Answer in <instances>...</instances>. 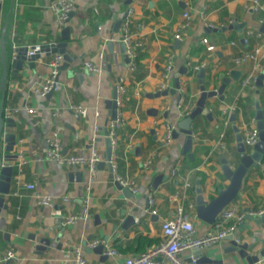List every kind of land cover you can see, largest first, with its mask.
<instances>
[{
  "label": "crops",
  "instance_id": "obj_1",
  "mask_svg": "<svg viewBox=\"0 0 264 264\" xmlns=\"http://www.w3.org/2000/svg\"><path fill=\"white\" fill-rule=\"evenodd\" d=\"M259 1L262 7L255 10L251 0H75L73 14L64 26L70 28L66 51L75 58L66 69L59 71L57 80L61 89L44 97L31 90L38 75L48 74L51 56L37 58L33 68L25 61L17 74L7 79L4 114L13 108L19 111L11 116L13 125L4 127V132L15 134L12 153L17 154V158L9 163L13 166V179L10 194L4 195L7 208L0 210V250L12 249L16 259L0 264H62L69 255L68 249L74 245L81 246L86 264L120 263L126 256L161 241V222L173 215L176 203L168 196L180 190L184 180L191 183L195 170L204 176L201 188L206 199L211 198L216 188L227 184V179L221 175L220 159L227 157L234 166L238 158L232 124L242 135L255 125V103L264 110V80L259 92H256L257 86L252 89L243 85L256 64L234 60L245 50L264 46V29H261L264 1ZM49 4L50 0L0 1V33L7 20L5 41L12 50L9 60L13 46L62 41L64 27L57 25ZM128 8L132 9L130 31L142 44L134 71L127 68L120 40V28ZM183 12L190 14L189 24L181 30V43L176 45L175 33L185 20ZM258 13L260 16L255 18ZM119 20L121 23L114 31ZM234 20L247 23L241 31L234 27L221 30ZM203 37L214 46L213 50L206 49L201 42ZM110 41L111 47L108 46ZM169 55L173 56V70L164 80L163 68ZM84 60L101 66L102 71L96 74L87 70L82 66ZM263 61L264 56L259 63L261 69ZM183 65L188 71L178 77L180 88L174 94L168 92L155 97L161 82L165 81L168 89L174 86V75ZM193 66L205 68L207 88L217 87L223 79L228 83L223 100L217 96L207 100L212 119L199 115L193 121V158H190L182 154L184 134L178 133L166 148L161 146L159 137L165 123L178 130L177 123L184 117L178 106L183 96L191 98L192 105L199 96L200 83ZM234 70L239 73L237 77L232 75ZM119 78H123L127 86L120 107L125 124L119 131L113 170L108 161L100 162L105 160V127L110 120L105 102L111 98ZM71 105L85 107L86 115L82 116ZM232 105L236 106L235 110L230 109ZM243 106L248 112L253 110V115L244 118ZM30 107L35 111L28 112ZM152 109L157 113L153 114ZM232 113L235 114L234 123L229 120ZM225 119L229 121L226 128ZM53 130L59 132L64 153L89 156L95 148L101 156L88 200L90 217L66 226L62 225V218L80 209L88 172L85 168L74 169L52 160L37 161L36 157L46 149V136ZM223 130L224 146L221 147L218 141ZM148 158L152 164L144 168L142 163ZM21 159L26 163L22 166L20 180L34 184L32 190L17 187L15 164ZM172 168L178 172L175 176ZM115 174L134 180L138 188L134 197L126 198L115 186ZM159 174L166 179L154 189L152 181ZM37 193L52 195L53 203L37 205ZM65 194L70 200L64 203L61 196ZM150 194L154 198L152 205L148 202ZM188 200L195 204L194 184L184 202ZM232 204L245 214L264 207V155L258 166L249 168ZM190 212L198 234L210 228V224L196 217L195 206ZM128 215L134 217V223L124 228ZM234 235L240 242L257 243L258 248H262L264 223L244 218ZM139 236L151 241L143 250H139L142 246L136 241ZM43 237L50 238L51 243L45 251L37 250L35 246ZM95 238L107 240L121 255L116 259H101L99 254L90 251L89 242ZM58 242H61L59 248ZM228 246L229 240L223 239L201 251L213 259H220L222 264H264V256L248 263L235 251L225 252ZM190 251L187 249L181 254L186 263Z\"/></svg>",
  "mask_w": 264,
  "mask_h": 264
},
{
  "label": "built area",
  "instance_id": "obj_2",
  "mask_svg": "<svg viewBox=\"0 0 264 264\" xmlns=\"http://www.w3.org/2000/svg\"><path fill=\"white\" fill-rule=\"evenodd\" d=\"M1 1V0H0ZM252 8L258 10L262 7L259 0H251ZM75 5V0H50L49 7L53 12L55 21L59 27H64L69 19L70 12L73 11ZM131 16L132 9L128 8L125 19L122 22L120 28V40L125 45V54L128 58L127 68L130 71H134L137 66V59L139 54V49L141 47V42L135 38V35L130 31L131 24ZM183 18L185 19L177 29L175 33L176 38H181V30L188 26L190 14L188 12H183ZM210 27V25H207ZM110 39H113L111 36ZM245 40V38H244ZM201 42H203L206 46L207 50H213L214 46L210 44L206 37L201 38ZM27 47V54L32 55L36 53L40 45L33 44ZM16 49V46H13V53ZM101 55V53H99ZM264 56V46H254L249 50L243 51L239 56L235 57V61L240 62H252L256 64V67L246 76L243 81V85L248 86L252 89L256 87V79L258 74L262 71L261 67H259V63ZM173 56L169 55L166 59L163 68V78L167 80L173 70ZM63 61V56L61 53H55L51 55L49 59V72L47 75L42 76L38 75L31 87L33 93L44 97L49 92H56L61 89L60 83L57 80V76L59 74V65ZM82 66L87 70L94 72L96 74L102 71L101 66L89 61L84 60L82 62ZM194 70H198V66L194 67ZM168 86L165 81L161 82L159 85V91L167 89ZM117 91V113L116 117L113 120H109L107 123L108 137L110 139L111 145V157L109 162L113 170L115 169L114 158L115 152L118 147L119 142V131L122 126L125 124V118L120 109L123 101V97L127 92V86L125 84V80L123 78H119V81L116 85ZM178 106L181 108L183 116L187 115L190 109L182 104V101L178 103ZM71 108L77 110L79 114L82 116L86 115V109L80 105H71ZM232 110L236 109L235 105H232ZM19 111V108H13L5 114V116L11 117L13 114ZM35 109L30 107L28 108V112H34ZM53 114H57V110L53 112ZM223 125L226 128L229 126V121L225 119L223 121ZM176 128L169 123L164 124V132L159 137V142L161 146L166 148L170 145L173 140V131ZM224 130L219 134V145L221 147L224 146ZM258 140V130L255 125L247 128L242 134V141L244 145L251 149L253 145ZM46 149L42 154H39L36 159L40 160H52L59 165L68 166L74 169L85 168L88 172V177L84 181V194L81 199L80 209L73 213H68L62 218V225L66 226L72 223H75L79 220H84L90 217L88 200L90 196V189L92 182L94 180L96 164L100 161L101 156L99 152L95 149H91V154L89 156H85L80 153H64L61 148V141L59 137V132L57 130H53L50 132L46 138ZM26 163L24 159H21L18 163L15 164L18 174L16 176V184L17 187L23 186L26 189H34V184L32 183H23L20 180V172L22 170V166ZM152 164L151 158L143 161L142 166L144 168H148ZM177 170L172 168V175L175 176ZM115 181H118L121 185L129 187L130 191L135 194L138 190L137 185L134 180L125 178L118 174L114 176ZM192 189V184L186 179L183 182L180 190L172 192L168 197L171 201L176 202L174 213L170 218H166L161 222V232L162 239L157 244L151 245L146 248L144 251L139 252L137 254H130L124 258V260L120 263L113 264H189L186 263L181 254L184 250L191 248H199L206 249L209 246L220 242L225 239V237L229 234H234L238 229L239 224L244 220L245 213L238 210V207L232 203H230L227 207L222 209L218 215L216 216L214 222L210 224V228L202 234H198L195 229V225L193 223V214L190 210L194 209V202L187 201L184 202L187 197V192ZM18 190V189H17ZM15 193H18L15 191ZM70 197L68 194L61 196L62 202H68ZM36 204L39 206L51 205L54 201V197L50 194H39L35 195ZM148 202L150 205L153 204L154 198L150 194L148 196ZM185 203L187 205H185ZM248 214L261 218L264 217V207H258L255 209H251L248 211ZM237 242H240L239 239H236ZM101 244L103 246L102 253L107 257H112L114 259L118 258L121 253L111 246V244L102 238H95L89 242V247L93 248L96 245ZM69 255L62 264H86V256L80 245H74L68 249ZM16 259V253L8 248L0 250V263H4L7 261H11ZM264 263V258L262 260Z\"/></svg>",
  "mask_w": 264,
  "mask_h": 264
},
{
  "label": "water",
  "instance_id": "obj_3",
  "mask_svg": "<svg viewBox=\"0 0 264 264\" xmlns=\"http://www.w3.org/2000/svg\"><path fill=\"white\" fill-rule=\"evenodd\" d=\"M264 1V0H263ZM73 12H70V17ZM121 23L119 20L115 26L117 27ZM247 22H239L234 20L227 26H223L221 30L230 29L232 27L238 28L241 31V28L246 25ZM7 28V20L4 26L1 29L0 33V64H1V74H0V91H1V100H0V210L1 208H7V202L5 201V196L10 194L11 181L13 179V166L9 164L17 158V154L12 153L13 145L15 144V134L4 132V127H11L13 125V118L5 116L4 114V98L6 92V84L9 76H15L19 69L22 68L25 61L28 62L29 67L35 66V61L37 58L44 59L47 56H51L55 53H61L63 56V61L59 65V70H64L68 65L74 60L75 56H70L66 51L67 40L69 39L70 28L64 27L61 32L62 41L57 43H43L40 44L39 50L32 54H27L26 46H19L14 50V55L9 60V57L6 52V41H5V32ZM261 29H264V23L261 24ZM209 31V28L205 29ZM174 43L177 45L181 43L179 38L174 39ZM108 46H112V42H108ZM122 50L125 53V45H122ZM126 62L128 61L127 56L125 55ZM188 68L186 65L181 66L179 71L174 75V86L172 88H167L162 91H157L154 96H165L168 92L174 94L176 89L180 88L178 82V77L180 74H186ZM239 73L237 71H232V75L237 77ZM195 76L198 78L200 83V93L197 97L195 103L191 106L190 111L177 123L178 130L173 131V138H176L178 133L185 135V141L182 148V154L193 158L191 153V147L194 141L193 137V121L199 115L205 116L207 119H212V111L209 106H207V100L213 97H218L220 100L224 99V89L228 80L223 79L222 82L214 88H207L205 82V68L200 67L195 73ZM264 80V61L262 66V71L258 74L256 79V86L258 89L256 92H259V88L263 85ZM52 92H49L47 96L51 95ZM117 91L116 88L113 91V94L110 99L106 100V106L110 115V119L113 120L116 117L117 113ZM255 127L258 130V140L253 145V147L248 150L242 141V135L240 129L232 124V129L236 133V152L238 153V158L235 162V165L232 166V163L227 157H222L220 159V171L221 175L227 179V184L224 187H218L215 189V193L211 198L206 199L201 188L200 178L197 177L194 181V191H195V215L198 219L204 221L207 224H212L218 215V213L227 207L233 200L237 197L239 190L241 189L243 179L248 172L249 168L252 166H258L263 155H264V110L260 105L255 103ZM153 114L157 113V110L152 109ZM166 116V112L163 113ZM229 120L234 123L235 114L232 113L229 117ZM154 133V130H152ZM106 134V152L104 156V161H101L100 164H104L105 161H108L109 166L111 164L109 159L111 157V145L110 139L108 137V130L105 127ZM138 151V150H137ZM166 179V176L159 174L154 177L152 181V188L156 189L161 180ZM115 186L121 190L126 198L134 197V194L130 191L129 187L121 185L118 181H115ZM245 219H253L254 222L260 224L264 223V217L254 218L248 213L245 214ZM134 223V217L128 215L123 227L127 225H132ZM7 237V234H6ZM107 239V238H106ZM229 240V246L226 248L225 252L235 251L241 257H245L248 263H253L259 261L260 257L264 256V246L258 248L257 243L249 245L247 242H237L234 234H229L225 237ZM51 243V239L43 237L39 240L38 244L35 246L37 250L45 251ZM57 247H61V242H58ZM90 251H93L101 256V259H106L107 256L102 253L103 246L101 244L96 245L91 248ZM189 264H222L220 259H213L207 254H204L199 248H191L189 253V259L187 260Z\"/></svg>",
  "mask_w": 264,
  "mask_h": 264
},
{
  "label": "trees",
  "instance_id": "obj_4",
  "mask_svg": "<svg viewBox=\"0 0 264 264\" xmlns=\"http://www.w3.org/2000/svg\"><path fill=\"white\" fill-rule=\"evenodd\" d=\"M260 16V14H256L254 17L255 18H258ZM12 50L6 45V52H7V55L9 56L10 55V52ZM195 66H193V69H194ZM253 92V91H252ZM182 104L184 105H187V107L190 109L191 106H192V100L191 98H189L188 96H183L182 98ZM250 105H252V103H250ZM244 108H242V114L244 116V118H248L249 116L253 115V110L251 111H247L245 106H243ZM178 173V172H177ZM176 173V174H177ZM196 177H199L200 178V181H201V184L203 183V180H204V176L203 174L199 171V170H195L194 173L192 174V181H191V184H194V180L196 179ZM212 197V196H211ZM145 240V241H143ZM136 241L139 243V246L141 245L142 247L139 249V250H143L145 245H149L151 244V241L149 239H145L144 237L142 236H139L136 238ZM145 243V244H144Z\"/></svg>",
  "mask_w": 264,
  "mask_h": 264
}]
</instances>
